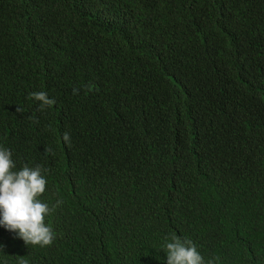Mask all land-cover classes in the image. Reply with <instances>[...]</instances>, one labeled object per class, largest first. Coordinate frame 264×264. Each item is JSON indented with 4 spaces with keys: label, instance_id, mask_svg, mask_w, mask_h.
Wrapping results in <instances>:
<instances>
[{
    "label": "trees",
    "instance_id": "trees-1",
    "mask_svg": "<svg viewBox=\"0 0 264 264\" xmlns=\"http://www.w3.org/2000/svg\"><path fill=\"white\" fill-rule=\"evenodd\" d=\"M0 147L63 201L0 264H264V0H0Z\"/></svg>",
    "mask_w": 264,
    "mask_h": 264
},
{
    "label": "clouds",
    "instance_id": "clouds-1",
    "mask_svg": "<svg viewBox=\"0 0 264 264\" xmlns=\"http://www.w3.org/2000/svg\"><path fill=\"white\" fill-rule=\"evenodd\" d=\"M73 94H79L74 88ZM30 98L39 102V110L44 111L56 103L44 91L33 92ZM17 108V112H21ZM63 140L71 146L70 133H63ZM53 150L46 147V153ZM16 165L12 159L10 149L0 147V226L17 233L26 245L41 247L50 246L54 241L53 231L46 226L45 217L50 215L56 207L63 204L57 201L51 208L42 202L41 197L46 191V178L42 175L40 166L30 168L25 165L22 169L14 171ZM165 244L166 264H216L219 257L205 261L191 239L172 234L166 238ZM0 245V250L3 249ZM20 264H27L21 259Z\"/></svg>",
    "mask_w": 264,
    "mask_h": 264
}]
</instances>
